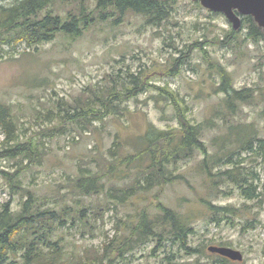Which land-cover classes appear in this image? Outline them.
Returning a JSON list of instances; mask_svg holds the SVG:
<instances>
[{
  "label": "rangeland",
  "instance_id": "obj_1",
  "mask_svg": "<svg viewBox=\"0 0 264 264\" xmlns=\"http://www.w3.org/2000/svg\"><path fill=\"white\" fill-rule=\"evenodd\" d=\"M14 1L0 0V5L7 7ZM53 7L55 13L63 15L69 5ZM166 7V13L156 22L127 12L115 23V16L97 21L83 29L79 36L60 33L36 45L27 46L22 42L9 50L8 46L1 47L0 54L4 57L0 58V102L9 108L19 139H37L40 149L46 153L41 165L32 166L23 173L24 185L38 194L48 195H54L62 185L59 191L63 194L68 190V176L76 173L77 163L94 165L89 161L106 155L115 133L133 151L149 124L159 128L176 126L172 108L156 99V86L184 97L189 104L188 116L194 121L202 122L213 116L216 102L222 97V93L215 90L220 82L215 64L225 68L235 88H251L257 94V100L241 105L238 118L252 130L242 126L240 134L245 138V133H253L262 138L264 146V94L259 95L264 91V42H254L247 37L248 28L242 19L240 28L234 29L223 13L197 6L192 0H174ZM231 30L236 33L237 40L225 37ZM196 42L202 43L205 53L195 47ZM173 58L182 63L175 74L170 75L167 70L172 68ZM129 71L148 74L154 87H146L124 102L127 109L121 117H109L86 128L80 124H62L60 128V118L52 113L59 110V104L65 108L73 106L75 99L87 96V89H99L107 85L112 76H126ZM2 127L0 124V151L5 137ZM223 132L218 127L206 131L203 142L207 156L214 158L219 151L220 143L214 137ZM258 145L255 142L254 153L242 152L239 158L241 166L252 170L264 183L263 156L256 154ZM203 158L202 152H196L194 157L179 161L173 168L184 178L154 188L143 195L144 200L141 196H133L123 204L103 207L96 221L91 215L96 225L93 235L81 233L76 228L65 229L67 248L75 251L85 247L97 249L108 238L123 234L124 222H134L135 212L144 204L153 210L154 204L161 201L165 206L192 216L194 233L189 235L188 243L202 250V254L189 255L188 251L170 242L158 249L150 242L126 253L119 258L118 264L206 262L211 254L208 246L220 243H227L226 246L242 253L243 259L233 262L235 264H264V201L247 200L236 186L228 183L221 184L217 193L210 194L209 180L200 172ZM226 166L223 162L216 163L212 171ZM17 167L14 160L0 159V170ZM103 197H88L87 201L98 203ZM201 198L210 199L218 206L238 208L241 217L233 219V223L222 220L216 225L210 222L209 211ZM9 199L12 209L17 210L19 196H11L0 176V205ZM246 220L254 227L245 228Z\"/></svg>",
  "mask_w": 264,
  "mask_h": 264
},
{
  "label": "trees",
  "instance_id": "obj_2",
  "mask_svg": "<svg viewBox=\"0 0 264 264\" xmlns=\"http://www.w3.org/2000/svg\"><path fill=\"white\" fill-rule=\"evenodd\" d=\"M172 1L15 0L7 7L0 5V49L3 46H8V50L13 49L22 42L27 46L36 45L60 33L79 36L83 29L97 21H107L115 16V23L127 12L156 22L166 13V6ZM193 2L201 5L198 1ZM54 5L57 8L62 5L69 7L61 15L55 13ZM241 19L248 28L247 37L254 42H264V32L253 17L248 15ZM235 36L236 33L231 30L225 37L237 40ZM195 47L206 52L201 42H196ZM3 57L0 54V58ZM178 58H173L168 74L174 75L182 63ZM214 67L220 76L215 90L222 93V97L216 102L213 116L202 122L194 121L188 116L189 104L184 97L156 86V99L172 108L176 126L159 128L149 124L133 151L115 133L106 155L89 161L94 165L77 163L76 173L68 176V190L63 194L59 191L62 185L58 186L54 195L38 194L24 185L23 173L32 166L41 165L46 153L40 149L37 139H19L9 108L0 102V124L5 133L0 159L14 160L18 165L15 169H1L0 176L11 196H19L17 210L12 209L10 199L0 205V264H118L119 258L126 253L150 242L158 249L170 242L188 251L189 255L202 254V250L188 243L189 235L194 233L192 216L165 206L161 201L154 204L153 210L144 204L135 212L134 222H124L123 234L108 238L97 249L85 247L81 251L71 250L67 248L69 242L63 233L65 229L76 228L81 233L93 235L96 225L91 221V215L96 221V215L104 210L103 207L123 204L133 196H141L144 200L143 195H148L154 188L183 179V175L176 173L173 167L181 160L194 157L196 152L204 155L200 172L209 180L210 194L217 193L221 184L228 183L236 186L245 199L263 202L264 183L252 170L242 167V159L239 158L242 152L254 153L255 142H258L259 152L256 154L263 156L261 163L264 173L263 140L253 133H245L244 138L240 128L246 126L252 129L238 118L241 105L254 102L258 96L251 88H235L225 68L217 64ZM152 86L148 74L137 75L129 71L126 76H112L109 83L99 89H87V96L75 99L73 106L65 108L59 104V110L52 113L60 118V128L62 124H80L86 128L94 122L102 123L109 117H121L127 109L124 102ZM260 94H264V91L261 90ZM213 127L224 132L214 137L220 144L219 151L211 158L206 154L203 136ZM220 162L227 166L213 172V165ZM93 196L104 197L98 203L87 201L88 197ZM201 200L209 211L210 222L216 225H220L222 220L233 223V219L241 217L238 208L218 206L207 198ZM246 222L245 228L254 227L250 220ZM209 257L206 262L196 261L194 264H235V261L216 253H211ZM166 258L169 259L168 256Z\"/></svg>",
  "mask_w": 264,
  "mask_h": 264
},
{
  "label": "water",
  "instance_id": "obj_3",
  "mask_svg": "<svg viewBox=\"0 0 264 264\" xmlns=\"http://www.w3.org/2000/svg\"><path fill=\"white\" fill-rule=\"evenodd\" d=\"M198 1L204 8L223 13L232 23L234 29L241 26L242 16H252L254 21L264 29V0H192ZM207 250L224 256L232 261H241L242 253L228 246L210 245Z\"/></svg>",
  "mask_w": 264,
  "mask_h": 264
}]
</instances>
